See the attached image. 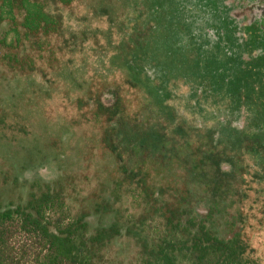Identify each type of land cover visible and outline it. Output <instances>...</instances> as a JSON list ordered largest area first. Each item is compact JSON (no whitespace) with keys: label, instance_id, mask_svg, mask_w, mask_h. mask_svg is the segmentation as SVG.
<instances>
[{"label":"flooded vegetation","instance_id":"1","mask_svg":"<svg viewBox=\"0 0 264 264\" xmlns=\"http://www.w3.org/2000/svg\"><path fill=\"white\" fill-rule=\"evenodd\" d=\"M155 1L161 9L159 16H154V24L148 28L144 38L140 36L143 28L139 27L132 38L135 40L132 54L126 52L116 63L126 68L123 76L131 88L140 90L141 85L147 86L146 96L158 104L171 124L168 133L164 135L159 121H151L159 112L155 110L150 114L149 106L138 107L129 114L125 95L114 87L109 89L112 99L107 97L103 101L95 98L98 107L100 103L105 107L102 111L100 107L96 108L94 115L101 124L100 134L93 138L82 130L86 139L79 142L85 141L84 145L76 144L71 130L76 128L72 125H68L71 128L67 127L62 135L58 129L51 135L48 132L49 135L39 134L41 139L34 137L30 143L23 137L26 134L23 125L8 124L4 120V127L0 128L4 137L0 138L7 149L4 156L8 163L4 162L7 166L2 165L1 168L14 170L16 175L23 176L19 179L24 184L22 191H25L30 183L56 181L41 176V168H48L50 162L63 169L61 179L88 176L86 169L96 165L89 175V184L93 187L95 180L92 177L98 174L96 172L117 168L118 164L113 160L118 156L125 165L129 157L130 165L136 155H148L154 170L159 168L154 162L160 157L165 159V167L172 180L178 178L182 181L180 183L191 185L193 189L196 187L200 193L203 191L201 188L205 190L206 187L200 181L198 184L195 177L200 174L202 178L206 172L214 174L219 194L225 195L222 204L228 207L227 215L236 221L244 240L242 210L248 197L249 185L245 189L249 181L247 177L257 186L256 194L264 195V0ZM170 16L173 17L168 23ZM163 20L166 25L157 29L158 22ZM137 58H150L154 66L140 64ZM210 66L214 71L207 70ZM178 75L186 76L197 84V89L194 88L197 101L210 100L216 107L213 125L186 121L175 125L177 114L164 103L167 94L160 96L158 89H163L165 82L152 86L150 82L160 76L168 80ZM114 109L116 114H112ZM141 114H145L147 119H140ZM146 125L153 129H147ZM63 128L66 127L63 125ZM15 132L24 134L17 139ZM64 144L67 146L65 151H59L58 146ZM97 154L102 164L93 160ZM69 156L76 157H73L74 164L80 162L77 166L80 171H67L66 166L70 165L67 159L72 158ZM22 157L26 159L25 164ZM32 170H37L39 175L31 178ZM208 198L210 196L201 200L204 208H207Z\"/></svg>","mask_w":264,"mask_h":264},{"label":"trees","instance_id":"2","mask_svg":"<svg viewBox=\"0 0 264 264\" xmlns=\"http://www.w3.org/2000/svg\"><path fill=\"white\" fill-rule=\"evenodd\" d=\"M72 2L0 0L1 84L44 75L37 66L43 59L58 63L76 40L66 36L60 10ZM110 6L107 14H115ZM6 113L0 105V128ZM115 159L118 167L96 172L88 191L79 186L89 175L30 183L22 191L14 170L0 168V264H250L214 174L195 173L206 187L200 193L172 180L165 159L154 162L156 170L148 155L130 165L129 157L126 165Z\"/></svg>","mask_w":264,"mask_h":264},{"label":"rangeland","instance_id":"3","mask_svg":"<svg viewBox=\"0 0 264 264\" xmlns=\"http://www.w3.org/2000/svg\"><path fill=\"white\" fill-rule=\"evenodd\" d=\"M100 2L103 4L101 5ZM109 4L115 6H110V9L116 10L115 14H107L104 7H109ZM159 9L161 6L158 8L155 0H73L69 8H61L64 28L67 31L66 36L69 37L72 34L76 40L69 44L70 48L62 51L58 57V63L43 59L37 62V66L44 70L45 76L33 73L0 83V105L9 114L7 117L6 113L4 120L8 124H21L26 130V134L15 132L17 139L24 134L23 137L31 143L34 137L36 140L37 138L40 140L43 133L51 135L58 129L62 135V132L71 128L69 126L72 125L76 128H71L73 138L77 141L76 144L84 145L85 141L79 142L80 139H86L83 136V131L86 132V135L90 133L93 138L100 134L101 124L94 116L96 108H99L97 100L102 98L103 101H106L107 97L112 99L110 97L112 91L109 89L114 87L119 88L125 95L129 114H132L138 107L147 108L149 106L150 114L155 113V110L156 113L159 112V115H154L151 121H159L164 135L168 133L171 124L166 119L163 110L160 111L158 104L154 100L148 99L146 92L149 89L147 86L141 85L140 90L131 88L123 76V71L126 68L119 67L116 63L121 56L126 55V52L129 51L132 54L135 46V40L132 39L134 34L138 32L139 27L143 28L140 31V36L144 38L148 28L154 24V16L156 14L159 16ZM172 17L167 19L168 23L171 22ZM158 24L157 29L166 25V22L163 20ZM56 45L58 47L61 42L57 40ZM136 61L140 64L145 63L147 67L154 66L150 58H137ZM207 70L214 71L212 66ZM165 80V76H160L156 81L152 80L150 86L153 84L162 85L165 82V85H162L163 89L161 87L158 89L161 91L160 96L167 94V100H164V103L168 107H172V110L177 114L175 125L181 121L193 124L205 122L206 126L213 125L214 119H216V107L210 103V100L197 101L196 83L183 75ZM139 118L147 119L145 114H141ZM63 125L66 128H63ZM147 127L148 125H146ZM147 129L153 128L151 126ZM66 148L65 144L58 146L59 151H65ZM72 148L75 149V146ZM76 152L80 153V151ZM6 154L4 140L0 138V168L2 165H6L4 162L8 163L4 156ZM98 156L97 154L93 160L102 164ZM69 157L67 160L70 161L68 162L70 165L66 166L67 171H70L69 169L80 171L77 170L80 162L74 164V156ZM74 158L76 159V157ZM25 161V157H22L24 164ZM47 161L45 163H48ZM103 162L106 163L107 160H103ZM95 168L96 165H92L89 170H86V174L91 175ZM62 170L54 162H50L48 168L46 166L41 168V176L45 175L44 177H48L49 180H58L64 175ZM36 172L37 170H32L29 174L30 177L38 176L39 174ZM19 176L23 179V176ZM247 179L249 181L246 182L245 189L249 185L248 197L243 203L242 210L245 221L244 241L248 245L246 257L250 264H264V195L258 196L255 192L257 186L250 181V177ZM79 187H84V190L88 191L92 186L88 182Z\"/></svg>","mask_w":264,"mask_h":264}]
</instances>
